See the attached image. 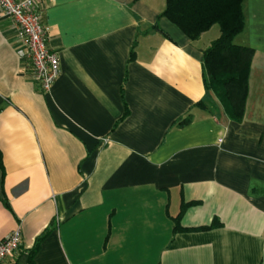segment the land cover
<instances>
[{"label": "crops", "instance_id": "1", "mask_svg": "<svg viewBox=\"0 0 264 264\" xmlns=\"http://www.w3.org/2000/svg\"><path fill=\"white\" fill-rule=\"evenodd\" d=\"M166 3L39 0L49 94L0 10V239L22 230L4 264H29L48 227L35 264H264V0L235 39L255 51L242 121L204 85L220 31L190 40Z\"/></svg>", "mask_w": 264, "mask_h": 264}, {"label": "trees", "instance_id": "2", "mask_svg": "<svg viewBox=\"0 0 264 264\" xmlns=\"http://www.w3.org/2000/svg\"><path fill=\"white\" fill-rule=\"evenodd\" d=\"M245 2L246 0H167L166 9L160 15V18H167L192 41H197L213 27H219L220 36L203 52L204 85L206 91L217 98L229 117L236 121H242L245 115L255 54L254 49L235 42L246 26ZM155 28L167 35L158 24ZM134 53L132 52V58ZM205 105L204 101L198 103L200 107ZM182 121L187 123L189 118ZM3 201L10 208L9 203ZM190 205L183 202L180 213L173 217L175 232L187 230L182 227L181 222ZM214 226H218V222ZM50 232L51 227H48L37 238L30 251L29 264H35L34 257Z\"/></svg>", "mask_w": 264, "mask_h": 264}, {"label": "built area", "instance_id": "3", "mask_svg": "<svg viewBox=\"0 0 264 264\" xmlns=\"http://www.w3.org/2000/svg\"><path fill=\"white\" fill-rule=\"evenodd\" d=\"M38 3L39 0H0V10L15 27L18 56L31 64L34 80L49 94L61 75V65L58 54L48 48L49 28ZM21 244V228L0 239V264L13 258Z\"/></svg>", "mask_w": 264, "mask_h": 264}, {"label": "rangeland", "instance_id": "4", "mask_svg": "<svg viewBox=\"0 0 264 264\" xmlns=\"http://www.w3.org/2000/svg\"><path fill=\"white\" fill-rule=\"evenodd\" d=\"M214 28H215L214 30H216V31H220V29H219L218 26H215ZM212 33H213V32H212ZM212 33H210V36H213Z\"/></svg>", "mask_w": 264, "mask_h": 264}]
</instances>
